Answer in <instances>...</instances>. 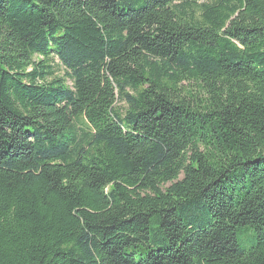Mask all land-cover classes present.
<instances>
[{
    "label": "trees",
    "instance_id": "16d2710c",
    "mask_svg": "<svg viewBox=\"0 0 264 264\" xmlns=\"http://www.w3.org/2000/svg\"><path fill=\"white\" fill-rule=\"evenodd\" d=\"M0 264H264V0H0Z\"/></svg>",
    "mask_w": 264,
    "mask_h": 264
},
{
    "label": "rangeland",
    "instance_id": "374dc122",
    "mask_svg": "<svg viewBox=\"0 0 264 264\" xmlns=\"http://www.w3.org/2000/svg\"><path fill=\"white\" fill-rule=\"evenodd\" d=\"M199 2H201V1H203V0H198ZM59 75H61L62 74V69L59 71V73H58Z\"/></svg>",
    "mask_w": 264,
    "mask_h": 264
}]
</instances>
